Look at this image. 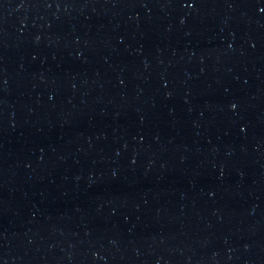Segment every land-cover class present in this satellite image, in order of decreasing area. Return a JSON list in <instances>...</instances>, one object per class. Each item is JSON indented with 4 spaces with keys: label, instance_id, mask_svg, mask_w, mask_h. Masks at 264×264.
<instances>
[{
    "label": "water",
    "instance_id": "95a60500",
    "mask_svg": "<svg viewBox=\"0 0 264 264\" xmlns=\"http://www.w3.org/2000/svg\"><path fill=\"white\" fill-rule=\"evenodd\" d=\"M0 264H264V0H0Z\"/></svg>",
    "mask_w": 264,
    "mask_h": 264
},
{
    "label": "snow or ice",
    "instance_id": "6c2138e0",
    "mask_svg": "<svg viewBox=\"0 0 264 264\" xmlns=\"http://www.w3.org/2000/svg\"><path fill=\"white\" fill-rule=\"evenodd\" d=\"M189 7H191V5H189Z\"/></svg>",
    "mask_w": 264,
    "mask_h": 264
}]
</instances>
